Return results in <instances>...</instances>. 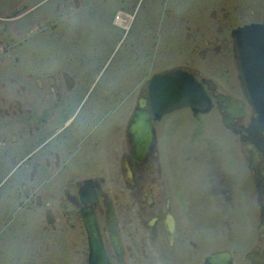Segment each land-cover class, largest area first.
Returning a JSON list of instances; mask_svg holds the SVG:
<instances>
[{
    "label": "flooded vegetation",
    "instance_id": "obj_1",
    "mask_svg": "<svg viewBox=\"0 0 264 264\" xmlns=\"http://www.w3.org/2000/svg\"><path fill=\"white\" fill-rule=\"evenodd\" d=\"M109 1L129 36L110 72L80 34L79 10L96 3L0 0V170L18 173V207L56 237V262L16 263L264 264V70L244 81L233 36L264 22V0H207L205 17V0ZM158 35L170 48L159 68ZM175 68L210 99L177 107L189 123L150 108V77ZM182 123L187 143L172 147ZM11 207L0 206V234ZM90 230L102 250L92 257Z\"/></svg>",
    "mask_w": 264,
    "mask_h": 264
},
{
    "label": "rangeland",
    "instance_id": "obj_2",
    "mask_svg": "<svg viewBox=\"0 0 264 264\" xmlns=\"http://www.w3.org/2000/svg\"><path fill=\"white\" fill-rule=\"evenodd\" d=\"M83 3L93 2L97 6L91 7L90 11L86 13L85 7H82L80 12L87 20V27L80 32L83 38V44H88L92 48L91 50L96 53L97 56L103 59L102 67L106 68V71H113L118 66V57L124 49V41L129 39V36L125 34H119L118 24L115 22L116 13L111 10L108 2L109 0H82ZM191 4L192 0H186ZM225 0H219V2H224ZM238 4L245 5V0H237ZM206 6L203 8V17L207 15V11L210 6H207V0H205ZM174 6L176 1H173ZM183 6L185 1L182 2ZM179 10V9H178ZM177 10V11H178ZM180 11V10H179ZM190 12V10H187ZM79 13V12H78ZM79 16H77L78 18ZM79 35V34H78ZM157 36L156 41V67H160L163 63L167 64L168 61H165V57L170 56V48H164L163 39ZM165 39V38H164ZM165 43V42H164ZM166 44V43H165ZM172 49L174 50L173 45L171 44ZM169 58V57H168ZM163 60V63L160 61ZM150 75V74H148ZM146 75V77L148 76ZM181 114L185 117V123H189L190 111L187 108H177L172 110L167 115L168 117L177 116ZM175 125L171 131V142L172 147L177 146L178 144H186L187 136L184 125ZM183 126V127H182ZM184 132V133H182ZM217 137V136H216ZM176 161L180 160L175 157ZM6 170H0V180H4L3 188L4 190L11 191V195L5 197V195L0 196V206H5L6 204L11 203L12 207L8 215H5L7 218L13 220V227L11 232H1L0 234V264H10L12 262H56V237L54 235L48 234L47 231L41 227V223L35 224L33 219L30 218L29 212L27 210L22 211L21 208L17 205V190L19 189L20 176L16 171L10 174ZM7 173L6 176H4ZM1 228L5 226L0 224ZM65 242H62L61 247H64ZM44 249V251H42ZM48 249V250H45ZM67 258L66 252L62 250V256L60 262Z\"/></svg>",
    "mask_w": 264,
    "mask_h": 264
},
{
    "label": "water",
    "instance_id": "obj_3",
    "mask_svg": "<svg viewBox=\"0 0 264 264\" xmlns=\"http://www.w3.org/2000/svg\"><path fill=\"white\" fill-rule=\"evenodd\" d=\"M236 56L239 60L241 77L248 82L251 75L260 76L264 70V22L246 23L233 30ZM254 73V74H253ZM264 82V79H260ZM150 108L155 116L181 105H191L197 110H205L210 105V99L201 81L184 69L175 68L157 71L149 79ZM264 93V90H263ZM261 116L264 115V95L259 96L256 106ZM140 140L148 143L151 139V127L148 113L140 112L136 117V131ZM92 242L91 257L101 253L99 238L90 230ZM217 253L213 254L215 257Z\"/></svg>",
    "mask_w": 264,
    "mask_h": 264
},
{
    "label": "bare ground",
    "instance_id": "obj_4",
    "mask_svg": "<svg viewBox=\"0 0 264 264\" xmlns=\"http://www.w3.org/2000/svg\"><path fill=\"white\" fill-rule=\"evenodd\" d=\"M129 17V16H128ZM258 94V93H257ZM94 229V228H93Z\"/></svg>",
    "mask_w": 264,
    "mask_h": 264
}]
</instances>
